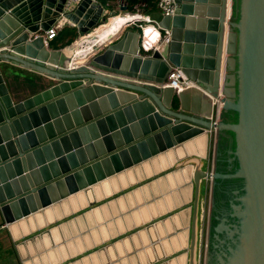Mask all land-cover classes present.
<instances>
[{
  "label": "water",
  "instance_id": "95a60500",
  "mask_svg": "<svg viewBox=\"0 0 264 264\" xmlns=\"http://www.w3.org/2000/svg\"><path fill=\"white\" fill-rule=\"evenodd\" d=\"M175 3L173 15L149 14L169 32L150 51L132 27L67 55L68 47L46 45L42 31L63 17L89 33L106 20L101 1L82 0L64 12V0H0V62L56 81L14 100L0 67V228L209 132L210 166L196 158L188 169L187 264H197L202 182L210 180L213 191L217 180L230 179L244 182L245 194L231 205L240 221L234 226L218 215L210 224L208 264H264V0H233L231 8L226 0ZM172 68L196 86L176 92L161 85ZM214 100L222 103L217 122ZM228 111L236 122L225 118ZM235 232L238 246L223 251L224 235ZM43 235L50 240L49 229L31 240Z\"/></svg>",
  "mask_w": 264,
  "mask_h": 264
},
{
  "label": "crops",
  "instance_id": "0c3cea01",
  "mask_svg": "<svg viewBox=\"0 0 264 264\" xmlns=\"http://www.w3.org/2000/svg\"><path fill=\"white\" fill-rule=\"evenodd\" d=\"M99 1H101L104 7L103 16L106 18L105 22L108 21L110 17L118 14L121 15L127 11L125 6H120L122 1ZM156 1L157 0H150L149 2H143L146 5L138 8L137 12H140L142 15H149L151 12L158 11L155 9H151V11L147 10L152 4H154L153 8H155ZM137 4L133 6V9ZM66 20L70 22L68 19ZM105 22L103 23V21H100L98 26L101 25L104 27L107 25ZM65 26L75 28L76 36L74 39L75 41L73 42L75 46L83 35L78 32L74 24H66L63 27ZM124 29L126 30L128 28ZM124 29H120L115 37L121 34ZM92 30L89 32H95V30ZM97 30L99 29L97 28ZM225 31L226 28L224 33ZM44 32L45 31H42V34H44ZM71 38L72 36L68 33L59 37L57 36L51 42L50 48L59 49L69 47V45H71L69 42ZM103 39V36H100L94 43L102 42ZM106 43H108V41ZM0 67L14 100H21L56 82L49 77L10 63L0 62ZM223 69L224 66L222 63L221 74ZM27 75H30L31 78L37 77L35 82L36 85L33 84V86L30 87L26 84L25 78H27ZM220 77H222V75ZM192 93L196 92H191L190 94ZM205 99V95H202V101ZM189 101L192 102V97L189 98ZM109 105L110 103L107 100L103 104V107L106 108ZM211 136L214 138L212 133L210 134L208 132V134H205L206 143L209 138L211 139ZM189 142L191 141H187L184 145ZM200 142V145L197 147L202 148L204 140ZM219 142L220 132L217 137L218 152ZM210 151V148H208V151L205 149V152L202 155L198 153H187L182 157H178L174 161L177 163L176 166L181 167L178 168V171L183 168H193L196 164V158H200L201 162L207 166L208 162H205V159L207 157L206 155L210 154ZM214 152L215 147L213 143L212 157ZM178 171L170 172L167 176H162L156 179V181L154 179V181H151L150 183H145L136 190L128 192L126 197L119 196L117 201L111 200L101 204L99 202L97 203L95 200L94 204L90 205L92 207L88 208L86 217H80L74 221L70 220L66 223L62 222L53 227L49 226L50 223L62 217L60 216L53 221L30 230L35 231L39 228L43 229L44 226H46L44 230H50V240L52 239L54 243L51 245L50 240L48 239L49 243L44 244L40 241L41 237L36 238L37 240H31L35 235L44 231L42 230L24 241L25 243L30 240L33 243L34 250L31 252L29 251L27 254H22L23 257L25 255H34L40 251V253H38L39 257L37 259V264H49L56 259V257H59V261L54 264H187L193 182L190 172H185V176H183L178 175ZM127 180L126 182H128ZM205 181L206 180L202 182L200 192L198 249L199 246H201L199 242H201L203 238L204 242L207 243V240H209L210 244L211 229L209 221L205 223L202 206L206 202L205 199L207 198V195L209 201L212 197L211 185L207 190V185H204ZM204 186L205 188H203ZM100 194H102V189L98 190L96 193L85 196L81 201H76L72 207H80L83 202L92 200ZM42 211L45 212V209ZM29 218L30 217H27L23 220L17 221L11 226L10 230H8L13 240L24 234H21L19 237H14L12 230L13 226L16 224V230L19 231L22 227L21 225H23L22 221H24L25 224H30ZM43 220H46L45 216H43ZM37 221L39 222L41 219H38ZM37 221L35 220L36 223ZM85 229L87 230V236L81 238L79 234ZM74 232L77 234L76 237ZM54 233L58 234V237L55 239ZM85 251L86 254H84ZM78 256L81 257L77 258ZM70 258L76 259L69 261ZM33 264H35V262H33Z\"/></svg>",
  "mask_w": 264,
  "mask_h": 264
},
{
  "label": "bare ground",
  "instance_id": "6f19581e",
  "mask_svg": "<svg viewBox=\"0 0 264 264\" xmlns=\"http://www.w3.org/2000/svg\"><path fill=\"white\" fill-rule=\"evenodd\" d=\"M134 18H138V15H134V14L128 13V14H124V15L121 14V15L112 16V17H110L108 19V21L105 22L107 25H105L104 27L101 26V25L98 26V27L96 26L93 29V30H95V32H93V33L89 32V33L83 35L82 38L75 44V46H74V44H72L70 47H68L66 49L65 52L68 55H74V54L81 55V54H84L87 51V49L92 47L94 42L96 40H98V38L100 36H103L104 39L102 41H104L108 36L114 35L129 20L134 19ZM97 28L99 30H97ZM145 32L146 33H145V41H144V43H145L146 46H150L156 40V37L153 36V34H155L156 30L151 25H148V26L145 27ZM81 60L82 59H80V61ZM202 140H204L203 147L202 148L197 147V146L200 145V143H201L200 141H202ZM205 149H206V137H205V134H202V135L198 136L197 138L193 139L191 142L185 144L184 146H179L177 148L169 150L166 153H164L163 155H161L159 158L153 160L150 164L145 165L143 172H145V174H147V175H149L151 173H154V172H158V171H160L162 169L167 168L171 164H173V162L178 157H182V156L186 155L187 153H198V154L202 155V154H204ZM188 169L189 168H183L180 171H178L177 174L185 176L184 174H185V172L186 173L188 172ZM141 175H142L141 173L137 174V175H134L132 173H128V174H121L117 178L105 179V180L100 182L101 185L98 186L97 188L93 189L91 187L92 189H89V190L87 189L85 191V193H83V194H81V192H83V191H80L76 195L70 197V199L67 200L63 204V206H62L63 210L62 211H59L56 208L48 207V208L45 209V213L42 216H39L40 214H37V215H35L33 217L31 216L29 218L30 224H25V222L22 221L23 225H21L22 227H21V229L19 231L16 230L17 226L15 224L13 226V228H12L13 235H14V237H19L21 234L28 233L30 230H33V229H35L38 226H42V225L46 224L47 222L53 221L55 218H59L63 214H66V213L71 212V211L76 212L80 208H82V207H84L86 205H89L92 201H95L96 199H99V198H102L104 196L110 195V194L118 191L119 189H121V188H123V187H125V186H127L129 184L134 183L135 181H137V179ZM126 180L128 182H126ZM100 189H102V194H100L96 198H94L92 200H88L87 202H83V204H81L80 207H75V208L72 207V205H74V203L76 201H81V200H83L85 198V196L91 195L92 193H96ZM97 215H98V213H97ZM43 216H45L46 220H43ZM38 219H41L42 222L41 221L38 222L37 221ZM35 220L37 221V223L35 222ZM57 237H58V234L54 233V239L57 238ZM48 239L49 238L46 235H43L40 238V241L42 243H44V244H47V243H49ZM19 248H20L22 254H27L29 251L31 252L32 250H34L33 243L30 240L25 242L24 244H19ZM26 258H27V256H26ZM34 260H35V258H33L32 260L28 259L25 262V264H33ZM58 261H59V257H56V259H54L49 264H54V263H56Z\"/></svg>",
  "mask_w": 264,
  "mask_h": 264
},
{
  "label": "rangeland",
  "instance_id": "374dc122",
  "mask_svg": "<svg viewBox=\"0 0 264 264\" xmlns=\"http://www.w3.org/2000/svg\"><path fill=\"white\" fill-rule=\"evenodd\" d=\"M135 10L133 9V12L131 13H134ZM136 24L137 21L135 22ZM136 24L132 25V26H124V28H137L139 29ZM75 40H73L74 42ZM71 42V44L73 43ZM213 143H214V138L211 137V139L209 138L208 141H207V148L206 150L208 151V148H210V154L206 155V159H205V162H208L210 163L211 162V158H212V146H213ZM162 155V154H161ZM160 157V155H158ZM158 156L156 157H153L147 161H144L134 167H132L131 169H128V170H125L113 177H110L108 179H113V178H117L119 177L121 174H128V173H132L134 175H137V174H142L138 179L137 181H135L134 183L132 184H129L121 189H119L117 192H114L110 195H107V196H104L102 198H99V199H96L97 203H101L103 204L104 202H107V201H111V200H115L117 201V198L119 196H124L126 197L127 193L132 191V190H136L138 187L142 186L143 184L145 183H150L151 181H156V179L160 178V177H165L167 176L168 173L170 172H175V171H178V168H181V167H178L176 166V162H174L173 164H171L170 166H168L167 168L161 170V171H158V172H154V173H151L149 175L145 174L143 171H144V166L147 165V164H150L153 160L159 158ZM183 161V160H182ZM205 167H208V165ZM143 172V173H142ZM210 183L211 181L210 180H206L205 181V186L207 185V190L209 189V186H210ZM101 184L98 183L96 185H94L92 188H97L98 186H100ZM205 186L203 188H205ZM90 188V189H92ZM89 190V189H88ZM206 190V189H205ZM85 193V191L81 192V194ZM207 198H208V195H207ZM207 198L205 199L206 202L203 204V211H204V220H205V223L207 222V208H208V201H207ZM70 197L52 205L50 208H56L58 209L59 211H62L63 210V204L69 200ZM92 206L90 205H86L82 208H80L78 211L74 212V211H71V212H68L66 214H63L61 215L62 217L53 221L52 223L49 224V226L53 227V226H57L58 224L62 223V222H69L70 220H76L80 217H86L87 216V213H88V208H90ZM45 212L44 211H41L37 214H40L39 216H42ZM202 213V211H201ZM35 214V215H37ZM203 214V213H202ZM201 214V215H202ZM34 215V216H35ZM169 215V214H168ZM33 217V216H32ZM0 221H1V218H0ZM211 224V223H210ZM48 226V227H49ZM46 228V226H44L43 229L39 228L38 230H35V231H30L29 233H24L21 237L17 238V239H12V237L10 236L9 232H8V229L7 228H0V264H25V262L29 259V260H32L33 258H35V260L33 262H35V264H37V259L39 257L38 253H40V251H38V253L34 254V255H30V256H24L22 255V252L19 250V244L21 242V244H24L23 242L30 238L31 236H33L34 234H37L39 233L40 231L44 230ZM75 233V232H74ZM77 236V234L75 233V237ZM79 236L82 238V237H86L87 236V230H83L82 232H80ZM75 240V239H74ZM201 246H199V249H198V257H197V264H208V254H209V243H208V240H207V243L204 242V238L201 240V242H199ZM42 252V251H41ZM86 254V251L85 253ZM81 256H78L77 258H79ZM74 259L76 258H70L69 261H73Z\"/></svg>",
  "mask_w": 264,
  "mask_h": 264
},
{
  "label": "built area",
  "instance_id": "2783aa9c",
  "mask_svg": "<svg viewBox=\"0 0 264 264\" xmlns=\"http://www.w3.org/2000/svg\"><path fill=\"white\" fill-rule=\"evenodd\" d=\"M82 0H64L63 4V10L64 12L73 10L76 5H78ZM227 7L231 8L233 0H226ZM146 4L141 2L138 3L135 7L134 13H131L130 11H125L124 14H134L138 15V18H134L129 20L124 26H132L136 24L137 21L138 24L136 26L139 28L141 32V43L143 47L145 48V51L152 50L156 45H158L159 42H161L163 39L167 40L169 32L167 30H162L159 27H157L153 21L150 19L149 15H142L140 12H137L138 8L144 7ZM120 6H125L124 2L120 3ZM176 3L175 0H157L156 1V7L159 12H161L164 15H173L175 9H176ZM133 12V11H132ZM119 15V14H118ZM65 20V22H64ZM69 24L73 25L72 23L68 22L65 18L61 17L58 19L54 24L48 27L47 30H45L43 34L44 42L47 45L52 40L56 38L58 35V32L63 28L64 25ZM151 25L155 30V34L153 36L156 37V40L150 45L146 46L145 41V27ZM124 26L121 29H124ZM119 31V30H118ZM116 32V34L118 33ZM115 34V36H116ZM85 59L83 58L81 61H77V64L83 63ZM163 86H171L176 92L183 91L187 88H191L196 86V83L186 77V75L179 69V68H172L167 73V76L165 80L161 83ZM213 114H212V122H217L219 120V116L221 114V108L222 103L218 100L213 101Z\"/></svg>",
  "mask_w": 264,
  "mask_h": 264
},
{
  "label": "flooded vegetation",
  "instance_id": "af4514ba",
  "mask_svg": "<svg viewBox=\"0 0 264 264\" xmlns=\"http://www.w3.org/2000/svg\"><path fill=\"white\" fill-rule=\"evenodd\" d=\"M207 165L209 167L210 163H207ZM225 167H226L225 165L223 167L220 166V170L227 171L228 168L226 169ZM217 170H218V164H217ZM243 187H244V182L242 179L240 180L230 179L219 182L217 180L215 188L213 189V191L211 190V197L213 196L214 199L213 205H211V201H209V199L207 198L208 199L207 221H209V226L210 223H212L214 220L216 222V219H219L218 215H221V218L226 219L228 223L234 224L237 222L236 220L237 218L232 215L238 214L239 211H237V209L235 208H231V205L234 202L238 203L237 199L239 198L240 191L243 189ZM199 211H200V204H199ZM239 221L234 226H237L239 224ZM237 238L238 235L236 234V232L233 236H230L229 234H225L224 244L221 249L225 251L226 246H231L233 247V249H235L238 246ZM226 253L227 256H230V253L228 252Z\"/></svg>",
  "mask_w": 264,
  "mask_h": 264
},
{
  "label": "trees",
  "instance_id": "16d2710c",
  "mask_svg": "<svg viewBox=\"0 0 264 264\" xmlns=\"http://www.w3.org/2000/svg\"><path fill=\"white\" fill-rule=\"evenodd\" d=\"M113 1H117V0H113ZM120 2L122 1H124V5H125V8H126V10L127 11H130V12H132L133 11V6L135 5V4H137V3H141V2H149L150 0H119ZM154 7V4H152L151 6H150V8L149 9H147V10H149V11H151V9L152 10H157V7H155V8H153ZM146 10V11H147ZM65 33H68V34H70L71 36H72V38L70 39V43L71 42H73V40L75 39V36H76V32H75V28L74 27H71V26H69V27H63L59 32H58V37L59 36H62L63 34H65ZM56 36V37H57ZM53 41V40H52ZM51 41V42H52ZM54 46H57V45H54ZM36 79H37V77H34V78H31V76L30 75H27V78H25V80H26V84H28L30 87L31 86H33V84L34 85H36ZM225 118H227L229 121H231V122H236V120H237V114L235 113V112H233V111H228L227 112V114H225ZM236 168H238V164H236V166H235ZM237 180H240V179H237ZM245 189H242L241 191H240V196H242V195H244L245 194Z\"/></svg>",
  "mask_w": 264,
  "mask_h": 264
}]
</instances>
